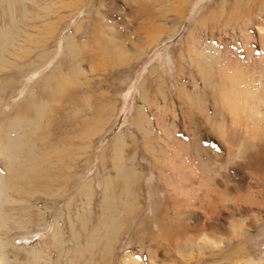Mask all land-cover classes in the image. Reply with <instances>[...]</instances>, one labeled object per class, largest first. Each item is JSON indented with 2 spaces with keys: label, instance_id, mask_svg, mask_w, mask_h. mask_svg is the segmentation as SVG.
Listing matches in <instances>:
<instances>
[{
  "label": "rangeland",
  "instance_id": "rangeland-1",
  "mask_svg": "<svg viewBox=\"0 0 264 264\" xmlns=\"http://www.w3.org/2000/svg\"><path fill=\"white\" fill-rule=\"evenodd\" d=\"M127 260L264 264V0H0V261Z\"/></svg>",
  "mask_w": 264,
  "mask_h": 264
},
{
  "label": "bare ground",
  "instance_id": "bare-ground-1",
  "mask_svg": "<svg viewBox=\"0 0 264 264\" xmlns=\"http://www.w3.org/2000/svg\"><path fill=\"white\" fill-rule=\"evenodd\" d=\"M4 149H5V147H4ZM9 159H11V158H9ZM10 167V166H9ZM13 167V166H12ZM15 170V169H14ZM91 247V246H90ZM101 257V256H100ZM2 264H4V262L3 261H0ZM127 263L128 264H132V262L130 261V260H127Z\"/></svg>",
  "mask_w": 264,
  "mask_h": 264
}]
</instances>
